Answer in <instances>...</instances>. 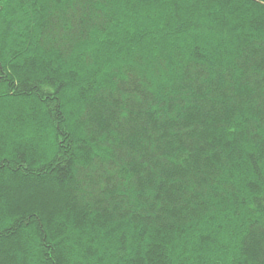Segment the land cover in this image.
Segmentation results:
<instances>
[{"label":"trees","instance_id":"trees-1","mask_svg":"<svg viewBox=\"0 0 264 264\" xmlns=\"http://www.w3.org/2000/svg\"><path fill=\"white\" fill-rule=\"evenodd\" d=\"M0 264H264V0H0Z\"/></svg>","mask_w":264,"mask_h":264}]
</instances>
